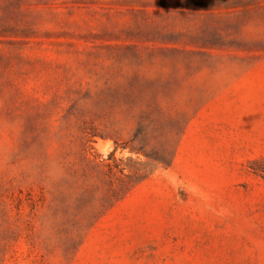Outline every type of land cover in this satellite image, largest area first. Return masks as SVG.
Masks as SVG:
<instances>
[{
    "label": "rangeland",
    "instance_id": "obj_1",
    "mask_svg": "<svg viewBox=\"0 0 264 264\" xmlns=\"http://www.w3.org/2000/svg\"><path fill=\"white\" fill-rule=\"evenodd\" d=\"M0 264H264V0H0Z\"/></svg>",
    "mask_w": 264,
    "mask_h": 264
}]
</instances>
